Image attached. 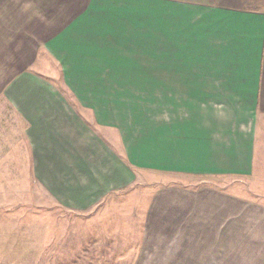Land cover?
Masks as SVG:
<instances>
[{"label": "rangeland", "instance_id": "obj_1", "mask_svg": "<svg viewBox=\"0 0 264 264\" xmlns=\"http://www.w3.org/2000/svg\"><path fill=\"white\" fill-rule=\"evenodd\" d=\"M127 4L126 41L28 68L45 144L0 94V264H224L264 235V113L189 83V0Z\"/></svg>", "mask_w": 264, "mask_h": 264}, {"label": "crops", "instance_id": "obj_2", "mask_svg": "<svg viewBox=\"0 0 264 264\" xmlns=\"http://www.w3.org/2000/svg\"><path fill=\"white\" fill-rule=\"evenodd\" d=\"M129 2L0 0V94L31 116L28 120L41 131L40 142L53 138L45 134L55 124L50 119L54 104L46 99L55 92L43 90L36 83L39 73L28 68L55 61L63 74L68 60L79 57L75 52L105 50L98 45V38L113 39V31L120 34L121 42L126 41L124 22L131 14L124 4ZM98 26L99 30L109 28V34L99 33ZM133 36L138 41L144 38L139 31ZM199 82L208 97L254 100L255 111L264 113V0H189V83ZM34 139L37 142L34 137L27 138L34 168L51 170L52 166L42 168L35 159L40 152L33 149ZM71 191L70 201L81 200L80 190ZM220 226L224 230L225 223ZM246 233L253 238L251 231ZM262 236L253 241L252 252L231 255L228 264H264ZM224 237L226 234L222 240ZM227 262L224 259V264Z\"/></svg>", "mask_w": 264, "mask_h": 264}]
</instances>
